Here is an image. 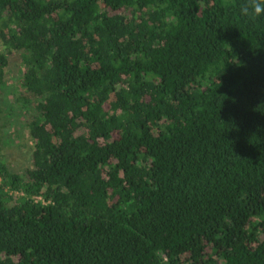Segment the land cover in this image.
Segmentation results:
<instances>
[{"label":"trees","instance_id":"1","mask_svg":"<svg viewBox=\"0 0 264 264\" xmlns=\"http://www.w3.org/2000/svg\"><path fill=\"white\" fill-rule=\"evenodd\" d=\"M242 2L0 0V136L32 142L15 168L0 145V264H264V17Z\"/></svg>","mask_w":264,"mask_h":264},{"label":"rangeland","instance_id":"2","mask_svg":"<svg viewBox=\"0 0 264 264\" xmlns=\"http://www.w3.org/2000/svg\"><path fill=\"white\" fill-rule=\"evenodd\" d=\"M12 73L13 74L8 76L6 86L2 94L3 103L6 110L8 111L11 110V108L13 109L11 104L13 103L12 93H14L13 90L17 81V74H14V72ZM16 118H14L13 120H15ZM20 124L21 123H19V125ZM19 125H17V127H20ZM9 130L10 128H8V131ZM18 131H20V129H18ZM13 139L14 140L11 141L0 136V145L2 152L6 157V160L9 162V165L15 168L24 164L26 165L28 163L30 152L32 149V142L25 129H23L21 132L16 133Z\"/></svg>","mask_w":264,"mask_h":264},{"label":"clouds","instance_id":"3","mask_svg":"<svg viewBox=\"0 0 264 264\" xmlns=\"http://www.w3.org/2000/svg\"><path fill=\"white\" fill-rule=\"evenodd\" d=\"M240 14L255 23L259 18L264 17V0H243Z\"/></svg>","mask_w":264,"mask_h":264}]
</instances>
